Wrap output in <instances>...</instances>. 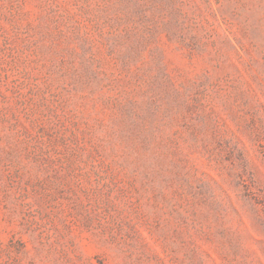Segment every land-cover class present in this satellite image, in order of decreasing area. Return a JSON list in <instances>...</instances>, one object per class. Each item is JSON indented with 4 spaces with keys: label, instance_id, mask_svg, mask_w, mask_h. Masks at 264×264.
<instances>
[{
    "label": "rangeland",
    "instance_id": "obj_1",
    "mask_svg": "<svg viewBox=\"0 0 264 264\" xmlns=\"http://www.w3.org/2000/svg\"><path fill=\"white\" fill-rule=\"evenodd\" d=\"M0 264H264V0H0Z\"/></svg>",
    "mask_w": 264,
    "mask_h": 264
}]
</instances>
